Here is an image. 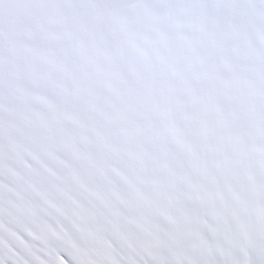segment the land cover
Wrapping results in <instances>:
<instances>
[{
    "label": "snow or ice",
    "instance_id": "1",
    "mask_svg": "<svg viewBox=\"0 0 264 264\" xmlns=\"http://www.w3.org/2000/svg\"><path fill=\"white\" fill-rule=\"evenodd\" d=\"M0 264H264V0H0Z\"/></svg>",
    "mask_w": 264,
    "mask_h": 264
}]
</instances>
